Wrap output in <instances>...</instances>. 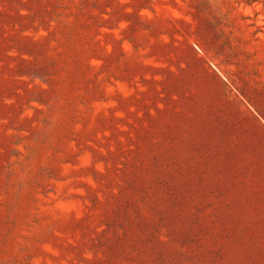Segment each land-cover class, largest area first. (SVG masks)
Segmentation results:
<instances>
[{
	"label": "rangeland",
	"instance_id": "rangeland-1",
	"mask_svg": "<svg viewBox=\"0 0 264 264\" xmlns=\"http://www.w3.org/2000/svg\"><path fill=\"white\" fill-rule=\"evenodd\" d=\"M0 264H264V0H0Z\"/></svg>",
	"mask_w": 264,
	"mask_h": 264
}]
</instances>
